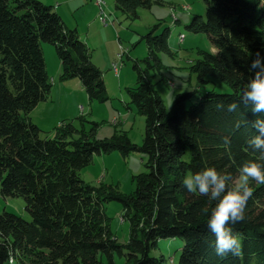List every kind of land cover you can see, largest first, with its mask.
<instances>
[{
	"label": "trees",
	"instance_id": "obj_1",
	"mask_svg": "<svg viewBox=\"0 0 264 264\" xmlns=\"http://www.w3.org/2000/svg\"><path fill=\"white\" fill-rule=\"evenodd\" d=\"M156 1L161 0H116V7L136 19L140 7L151 8ZM206 2V16L195 15L187 27L208 34L217 53L204 51L192 68L200 81L213 75L232 91L179 92L168 110L150 71L157 51L171 53V29L158 34L156 23L147 34L148 66L135 63L138 82L129 88L131 102L145 116L139 144L124 132L97 137L99 122L85 114L62 120L53 137L41 135L43 129L30 113L52 90L42 42L56 46L62 78L80 79L93 101L111 98L104 73L79 29L70 28L53 5L0 0V196L23 197L31 214L26 219L0 211V264H7L10 252L17 264H117V256L126 264H264V185L253 183L245 220L231 225L242 236L241 255L221 258L207 226L216 202L189 193L182 184L187 174L209 166L236 175L244 161L256 157L246 150L255 130L235 127L237 121H252L256 115L242 104L228 112L227 105L239 102L254 75L249 68L255 53L264 58V0ZM218 103L225 108L218 110ZM225 136L231 140L228 146ZM115 150L147 156L148 170L134 176L131 194L82 176L95 154ZM111 200L122 203L130 222L126 242L112 231L106 212ZM178 237L185 243L179 263L152 255L161 239Z\"/></svg>",
	"mask_w": 264,
	"mask_h": 264
},
{
	"label": "rangeland",
	"instance_id": "obj_2",
	"mask_svg": "<svg viewBox=\"0 0 264 264\" xmlns=\"http://www.w3.org/2000/svg\"><path fill=\"white\" fill-rule=\"evenodd\" d=\"M42 1L53 5L56 11L60 5L59 9L64 13L66 24L70 28L79 29L82 38L93 50V60L103 70L111 98L106 102L93 101L84 90L85 95H80L75 104L78 114H75L76 108L72 106L73 114L70 115L74 116L66 118L68 121L77 120L72 117L85 114L88 119L99 122L97 137H109L116 132H124L134 142L142 144L146 128L145 116L140 114L131 102L129 88L135 87L138 82L135 63L138 61L143 69L148 66L146 59L150 56V46L147 34L156 23L159 24L156 30L158 34L167 28L171 29L169 37L171 53L157 51L158 56L153 59L154 64L150 71L155 87L163 97L168 110L173 109L174 100L179 92L195 89H198L196 91L198 94L208 90L232 91L227 82L213 75H209L205 81H200L197 72L192 68V65L204 56V51L217 53V48L212 44L208 34L195 33L187 27L195 15L206 16V0L156 1L151 8L140 7V16L136 19L117 9L116 0H101V5L96 0ZM121 45L124 50L126 49L123 60L118 58ZM42 46L50 77L56 79L62 68L56 46L50 42H42ZM114 61L121 64L119 76L112 68ZM80 104L84 109L80 110L81 106L78 107ZM48 105L51 115L41 126L43 129L41 135L53 137L56 127L65 119L61 111L64 106H61L63 102L59 99L55 103L49 102ZM76 122L81 126L78 121ZM146 161V154L139 151L130 154H123L120 150L97 153L92 163L81 173L90 183L113 184L122 193L131 194L136 187L134 176L148 170ZM4 210L16 212L26 219L31 218V214L25 208L23 197L0 196V211ZM106 212L110 217L112 231L119 241H128L130 222L124 216L122 203L117 200L107 202ZM184 246L183 239L179 237L161 239L159 247L153 249L151 253L156 256L165 255L170 262L179 263ZM116 261L117 264H126L123 257L117 256Z\"/></svg>",
	"mask_w": 264,
	"mask_h": 264
},
{
	"label": "clouds",
	"instance_id": "obj_3",
	"mask_svg": "<svg viewBox=\"0 0 264 264\" xmlns=\"http://www.w3.org/2000/svg\"><path fill=\"white\" fill-rule=\"evenodd\" d=\"M250 71L254 75L249 78L239 102L227 105L228 112H236L241 104L250 108L256 119L237 121L235 127L250 126L255 134L247 140L246 150L256 154L255 159L244 161L238 168L237 174L230 171H220L213 166L206 167L195 173L187 174L182 184L189 193L205 196L209 201H215L211 209L207 226L215 237L214 250L217 256L224 258L231 254L240 256L242 253V236L235 233L231 225L245 220L248 201L253 196V183L264 185V58L259 52L251 61ZM218 110H223L225 105L218 103ZM226 146L230 145V137L222 138ZM207 213L208 209H204ZM7 264H17L14 256L9 254Z\"/></svg>",
	"mask_w": 264,
	"mask_h": 264
},
{
	"label": "crops",
	"instance_id": "obj_4",
	"mask_svg": "<svg viewBox=\"0 0 264 264\" xmlns=\"http://www.w3.org/2000/svg\"><path fill=\"white\" fill-rule=\"evenodd\" d=\"M65 1H67V0H65ZM59 6L60 5H58L57 10L64 18V13H63V11H61V9H59L60 8ZM62 69L63 68H60V72L58 73L56 79H55V77L54 78L51 77V79H53V80H52V90H51L50 97L44 101H41L30 113L32 120H34L40 127L42 125H44V123L46 122L48 117L51 115V113L49 112V108H48L49 102L55 103V102H57V99L61 100L63 102V105H61V106H64L63 110H61V111L65 115L64 118L66 119V118H70V116H74V115H70V114H73V113H71L72 106H74L76 108L75 104L78 101V99L80 98V95H83V96L85 95L84 90L86 91V89H85L82 81L78 78H72V79L62 78V73H63V72H61ZM48 73H49V71H48ZM116 73L117 72H115V74ZM116 75L119 76L120 73L116 74ZM79 106H81L80 110L84 109V108H82V106H83L82 104L78 105V107ZM75 112H76L75 114H78L77 108H76ZM79 115H75L76 117H72V118H77Z\"/></svg>",
	"mask_w": 264,
	"mask_h": 264
},
{
	"label": "built area",
	"instance_id": "obj_5",
	"mask_svg": "<svg viewBox=\"0 0 264 264\" xmlns=\"http://www.w3.org/2000/svg\"><path fill=\"white\" fill-rule=\"evenodd\" d=\"M96 2L99 4V5H101V0H96ZM102 13H103V11H102ZM120 51H119V53H118V58L120 59V60H123V57H124V54H125V51H126V49L124 50V47L121 45L120 46ZM120 63H119V61H114L113 62V64H112V68H114V70H116V72H117V74H119V72H120ZM82 108H83V106H82Z\"/></svg>",
	"mask_w": 264,
	"mask_h": 264
},
{
	"label": "bare ground",
	"instance_id": "obj_6",
	"mask_svg": "<svg viewBox=\"0 0 264 264\" xmlns=\"http://www.w3.org/2000/svg\"><path fill=\"white\" fill-rule=\"evenodd\" d=\"M116 71V70H115Z\"/></svg>",
	"mask_w": 264,
	"mask_h": 264
}]
</instances>
